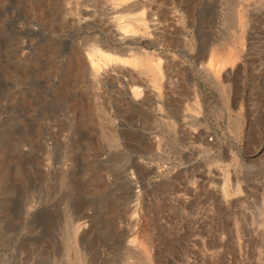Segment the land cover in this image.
I'll return each instance as SVG.
<instances>
[{"label": "rangeland", "instance_id": "374dc122", "mask_svg": "<svg viewBox=\"0 0 264 264\" xmlns=\"http://www.w3.org/2000/svg\"><path fill=\"white\" fill-rule=\"evenodd\" d=\"M138 48L173 79L142 101ZM0 264H264V0H0Z\"/></svg>", "mask_w": 264, "mask_h": 264}, {"label": "bare ground", "instance_id": "6f19581e", "mask_svg": "<svg viewBox=\"0 0 264 264\" xmlns=\"http://www.w3.org/2000/svg\"><path fill=\"white\" fill-rule=\"evenodd\" d=\"M129 11H133V10L129 9ZM129 11H128V13L125 12V13H127V15H126L127 22L125 24L124 23L119 24V29L122 32V34L126 37V41H127V43H126L127 47L124 49V51H127V49H131L132 47L130 48L129 46L139 42L140 36H151L152 35V38H153V36L158 37L159 25L154 22L155 17H157L161 22L165 21V19L167 17L166 13L163 14L162 12L158 11L154 7H151L147 11L143 10L141 13H139V15L134 14V13H130ZM242 19H243V16L240 17V20H242ZM120 22L118 21V23H120ZM114 27H116V26H114ZM24 28H26V27H24ZM160 37L162 38V36H160ZM231 38L232 39H230L229 41L222 43L217 49L218 53L221 55L220 61L219 62L217 61V63L210 62V67L213 68L214 73L217 76H219V74L222 72V70H224L226 67H228V66L232 67V68L235 67V62L233 60V56L236 53L237 47L240 44L241 40L238 36H235V35ZM118 39H120V38L118 37ZM153 40H155V39L153 38ZM86 57L89 60L88 69L92 73H98L101 70V68H103V65H105L107 62L113 60L108 55L107 56L102 55L100 57V59H98L96 61V59H95L96 54L92 53L90 51L88 52ZM217 57H218V55H217ZM115 59H116V57H115ZM78 62L81 63V60H79ZM122 62L125 63V66L127 64V66L130 67V72H127L126 75L124 76V77H126V79L124 78L125 80L123 78H121V79H123L121 81V83H123L124 86L130 90V92L128 91V94H129V96H132V98H134V100L138 99V101L139 100L142 101L144 96L147 94V88L148 87H151L153 90H157L158 92H161L162 85H163L162 83L164 80H166L165 83H168V84H170V82L172 83L173 79H171V76H170L171 66H170L169 58L162 57V58L156 59V58L146 57V56H144V51L138 48V53H137L136 57L132 56V57L128 58V60H126L125 62H124V60ZM115 64H116V62H115ZM72 68L74 69L75 67L73 66ZM122 71H124V70H122ZM105 72L106 71H103V74ZM100 74H101V72H100ZM119 75H122V72ZM231 75H232V72H231ZM145 76H147L149 78V81H146V79L144 78ZM104 80H106V79H104ZM102 82H104V81H102ZM106 82H108V81L106 80ZM141 104H143V103H141ZM199 144L200 145L201 144L202 145H208L207 142H205V140L200 141Z\"/></svg>", "mask_w": 264, "mask_h": 264}]
</instances>
